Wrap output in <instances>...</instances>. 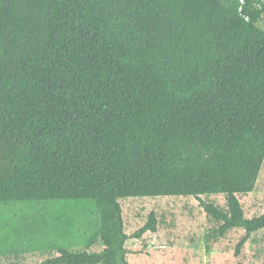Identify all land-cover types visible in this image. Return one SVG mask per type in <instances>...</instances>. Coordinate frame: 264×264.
I'll list each match as a JSON object with an SVG mask.
<instances>
[{"label": "trees", "instance_id": "trees-1", "mask_svg": "<svg viewBox=\"0 0 264 264\" xmlns=\"http://www.w3.org/2000/svg\"><path fill=\"white\" fill-rule=\"evenodd\" d=\"M263 15L264 0H0V257L130 264L126 243L159 221L126 234L120 199L160 196L194 197L221 237L245 228L239 254L264 230L238 197L264 165ZM78 232L102 250L71 252Z\"/></svg>", "mask_w": 264, "mask_h": 264}, {"label": "rangeland", "instance_id": "rangeland-1", "mask_svg": "<svg viewBox=\"0 0 264 264\" xmlns=\"http://www.w3.org/2000/svg\"><path fill=\"white\" fill-rule=\"evenodd\" d=\"M259 26L264 30V15ZM238 197L246 218L264 214V165L254 192ZM202 199L226 212L229 210L225 194L204 195ZM120 203L128 235L140 229L153 211L159 221L156 234L147 233L142 239H130L126 243L130 264H264V230L253 233L237 254L236 246L246 235L245 228H233L221 237L222 222L209 216L192 196L128 197L120 199ZM13 209L18 216L48 211L43 204L15 205ZM76 236L78 242L71 252L102 250L99 246L86 247L82 233ZM58 255L57 251L38 250L0 257V264H41Z\"/></svg>", "mask_w": 264, "mask_h": 264}, {"label": "built area", "instance_id": "built-area-1", "mask_svg": "<svg viewBox=\"0 0 264 264\" xmlns=\"http://www.w3.org/2000/svg\"><path fill=\"white\" fill-rule=\"evenodd\" d=\"M241 3H244V0H241Z\"/></svg>", "mask_w": 264, "mask_h": 264}, {"label": "crops", "instance_id": "crops-1", "mask_svg": "<svg viewBox=\"0 0 264 264\" xmlns=\"http://www.w3.org/2000/svg\"><path fill=\"white\" fill-rule=\"evenodd\" d=\"M240 195V194H239Z\"/></svg>", "mask_w": 264, "mask_h": 264}]
</instances>
